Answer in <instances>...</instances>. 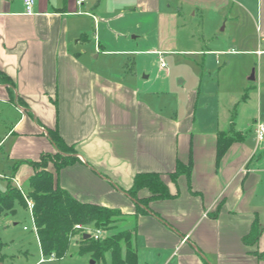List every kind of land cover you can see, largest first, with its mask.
<instances>
[{
  "label": "crops",
  "instance_id": "obj_1",
  "mask_svg": "<svg viewBox=\"0 0 264 264\" xmlns=\"http://www.w3.org/2000/svg\"><path fill=\"white\" fill-rule=\"evenodd\" d=\"M249 2L36 0L27 14L24 0H0V121H9L0 130V162L12 183L28 188L36 170L27 161L56 152L47 131L56 129L79 157L60 169L59 185L126 215L125 228H136L137 264H264L263 110L260 103L255 122L243 124L241 103L223 101L231 91L223 95L215 78L225 57L244 54L264 84V0ZM207 11L232 23L228 36L211 45L189 28L182 40L181 20L203 23ZM251 19L254 41L244 29ZM181 53L189 73L173 84L167 56ZM113 54L126 57L118 65ZM152 55L171 86L166 100L141 82L137 66ZM225 135L231 141L218 159ZM179 161H192L190 174L172 175ZM138 173H158L174 196L154 198L148 213L135 215L127 191ZM151 195L147 187L138 192ZM257 224L258 238L245 242Z\"/></svg>",
  "mask_w": 264,
  "mask_h": 264
},
{
  "label": "trees",
  "instance_id": "obj_2",
  "mask_svg": "<svg viewBox=\"0 0 264 264\" xmlns=\"http://www.w3.org/2000/svg\"><path fill=\"white\" fill-rule=\"evenodd\" d=\"M47 131L56 152L43 154L38 161H27L36 170L29 180L27 190L28 197L34 201L33 218L42 253L48 257L63 258L69 251L71 238L80 235L79 253L90 252L95 259L104 260L108 264H137L134 226L124 227L101 239L93 236L85 239L84 228H76L78 224L83 227L92 225L93 229L114 228L124 221L126 215L117 208L81 202L59 185L56 175L60 169L75 163L79 157L74 147L64 140L58 130L48 128ZM230 141L227 135L219 137L218 159L224 154ZM50 165H53V170ZM191 169L192 161L188 165L179 161L172 175L190 174ZM145 187L151 190L152 195L139 198L138 192ZM127 193L136 202L135 215L148 213L149 201L154 198L166 199L174 196L158 173H138L133 187ZM15 203L28 206L21 190L13 187L10 180L8 189L5 192L0 191V214L12 211ZM258 227V224L255 225L253 231L245 237V242L253 243L258 238Z\"/></svg>",
  "mask_w": 264,
  "mask_h": 264
},
{
  "label": "rangeland",
  "instance_id": "obj_3",
  "mask_svg": "<svg viewBox=\"0 0 264 264\" xmlns=\"http://www.w3.org/2000/svg\"><path fill=\"white\" fill-rule=\"evenodd\" d=\"M250 6L255 7V2L257 0H249ZM206 19L205 22L199 21V19L194 20H181L180 33L179 36L182 40L189 36V28L194 30L195 34L200 38H206L211 45L215 44L217 35L226 38L232 29V23L222 22L219 24L214 18H212L213 12H205ZM204 21V20H203ZM246 25V26H245ZM244 25V29L247 30L248 37L253 41L256 40V25L251 19ZM225 27H227L226 30ZM243 30V28H242ZM92 37L94 34L89 32ZM152 36V34H150ZM249 43V42H248ZM121 47L115 42L112 48ZM188 47L187 44L186 46ZM216 47V46H215ZM254 50V49H253ZM97 54V53H96ZM99 54V53H98ZM116 64L123 60L124 55H112ZM148 59H141L142 63L137 66L139 74L142 79V84H145L147 88L164 92L161 94L162 99H167L169 95L167 91L171 86L168 83H164V73L165 70L160 68L159 60L156 56H149ZM168 68L173 69L172 83H178L184 75L189 73V55L181 53L180 55H168ZM228 61L227 64H223V69L216 75V80L220 81L221 92L226 93L231 91L229 98L227 96H222L223 101H229L233 106L240 104L239 111H242V123L253 124L258 118L259 106L261 103V108L264 114V100L259 101L258 93L261 92L264 97V84L261 85L258 80L251 79L253 71L257 66V62L253 59L252 55H237L235 57H225ZM102 61V60H101ZM179 73V74H178ZM180 73L183 75L179 76ZM256 75V74H255ZM148 77V78H145ZM141 84V86H142ZM217 85V81L215 82ZM214 84V86H216ZM253 86H257L255 89ZM262 86V87H261ZM245 93L251 94V99L248 100L246 104L242 102V96ZM264 121V116L262 118ZM241 122V121H240ZM9 126L8 119H2L0 121V130H5ZM252 130V129H251ZM249 133L250 130H248ZM253 136V135H251ZM264 146V141L261 142ZM0 158L3 157L0 155ZM3 166V167H2ZM10 172L6 169L5 165L0 162V191L5 192L9 187L10 182ZM13 187L18 189H23L28 195V190L24 185H18L14 182ZM25 199V197H24ZM26 200V199H25ZM27 202V201H26ZM125 223L120 222L117 227L114 228H100L102 230V238L117 232L119 229H123ZM27 227V229H25ZM89 229L94 228L92 225L87 226ZM81 242V236L75 235L71 238L70 248L68 253L63 258L48 257L42 253L38 237L33 231V217L28 208L21 203H15L13 210L5 211L0 214V264H108L104 260L95 259L90 252L79 253V245Z\"/></svg>",
  "mask_w": 264,
  "mask_h": 264
},
{
  "label": "built area",
  "instance_id": "obj_4",
  "mask_svg": "<svg viewBox=\"0 0 264 264\" xmlns=\"http://www.w3.org/2000/svg\"><path fill=\"white\" fill-rule=\"evenodd\" d=\"M82 1L83 0H81V2ZM35 3H36V0H24V5H25V9H26L27 14H33L34 13ZM166 65H167L166 59L163 57L161 59V66L166 67ZM257 138L260 142L264 141V124H259L258 129H257ZM20 190L23 193V195L27 201L28 208H29V210L32 214V217H33L34 201L31 197H28V195L25 193V191L23 189L20 188ZM76 228H78V229L84 228L85 233H90L91 236H93L95 239H101L102 238V230L101 229H93V228L89 229L88 227H83L80 224L76 225ZM25 229H27V227H25ZM33 231L37 235V227L35 225L34 218H33Z\"/></svg>",
  "mask_w": 264,
  "mask_h": 264
},
{
  "label": "water",
  "instance_id": "obj_5",
  "mask_svg": "<svg viewBox=\"0 0 264 264\" xmlns=\"http://www.w3.org/2000/svg\"><path fill=\"white\" fill-rule=\"evenodd\" d=\"M251 79H255L254 71H253V73H252ZM90 237H91V234H90V233H85V234H84V238H85V239L90 238Z\"/></svg>",
  "mask_w": 264,
  "mask_h": 264
}]
</instances>
